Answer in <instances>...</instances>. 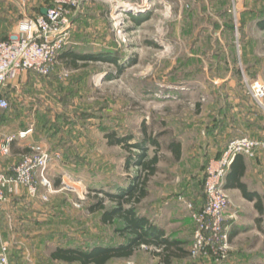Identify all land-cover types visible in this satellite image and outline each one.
<instances>
[{
  "label": "rangeland",
  "instance_id": "obj_1",
  "mask_svg": "<svg viewBox=\"0 0 264 264\" xmlns=\"http://www.w3.org/2000/svg\"><path fill=\"white\" fill-rule=\"evenodd\" d=\"M1 1L0 38L4 39L14 34L12 28L26 16L35 15L21 14L25 6L21 0L18 4ZM127 1L83 0L72 13L67 44L80 53L111 52L119 57L124 73L117 74L114 62H80L74 68L59 57L51 75L23 74L3 90L10 106L0 110V138L15 135L16 144L11 155L0 158V169L12 175V167L37 145L49 156L45 178L37 179L35 193L20 185L0 204V230H4L0 244L9 243L11 264H50L51 250L67 242L86 245L92 239L120 240L114 225L103 224L101 213L87 209L96 202V188L123 185L138 170L126 169L129 152L108 144L107 132L142 136L145 125L154 134L169 130L170 135L160 140L164 146L184 126L190 136L184 137V145L198 147L203 130H220L226 118L223 112L227 119L233 114L228 111L230 101L233 104L241 97L248 110L264 109L247 84L259 80L258 73L264 82V30L255 25V19L264 16V0H253L254 13L249 10L252 0H212L211 9L207 0H131L135 8ZM226 9L225 16L216 14ZM143 13L152 17L136 24L131 15ZM226 80L232 82V89ZM197 103L202 104L200 111ZM207 108L213 112L208 125ZM28 129L32 132L22 137L21 132ZM155 150L151 148L149 154ZM159 154L160 169L149 181L141 213L153 219L154 204L163 193L168 199L177 194L182 197L190 215L188 204L200 210L188 199L186 188L192 181L188 165L165 147ZM196 171L191 189L200 198L206 163ZM99 197L105 198L103 193ZM229 198L227 219L247 231L231 242L226 257L204 260L187 254L174 264H264V232L257 221L264 225V216L250 204ZM105 204L114 205L109 200ZM23 246V255L18 256ZM189 248L190 242L188 252ZM115 262L159 264V257L142 247L130 258Z\"/></svg>",
  "mask_w": 264,
  "mask_h": 264
},
{
  "label": "built area",
  "instance_id": "obj_2",
  "mask_svg": "<svg viewBox=\"0 0 264 264\" xmlns=\"http://www.w3.org/2000/svg\"><path fill=\"white\" fill-rule=\"evenodd\" d=\"M82 1L52 0L46 14L26 16L12 36L0 39V110L10 106L3 90L11 81L23 74L48 76L56 70L59 55L68 44L72 13L80 7ZM247 84L253 98L264 108V82L256 80ZM30 132L32 129L21 132V136L25 137ZM15 138V135L0 138V158L11 155ZM263 145L261 140L249 136L235 137L229 140L219 156L208 162L204 183L206 201L200 210L188 204L195 224L191 257H226L231 241L227 221L230 198L225 188V179L239 155L255 156ZM31 154L37 155L33 158ZM48 161L49 156L43 151L42 145H37L24 155L19 164L12 167V175L0 169V204L6 202L20 185L27 186L35 193L37 179L45 178ZM9 248L8 242H1L0 264H11Z\"/></svg>",
  "mask_w": 264,
  "mask_h": 264
},
{
  "label": "trees",
  "instance_id": "obj_3",
  "mask_svg": "<svg viewBox=\"0 0 264 264\" xmlns=\"http://www.w3.org/2000/svg\"><path fill=\"white\" fill-rule=\"evenodd\" d=\"M50 5H52V0ZM41 13L42 12H39V14ZM151 17V13L131 15V18L136 24H141V22ZM255 25L260 29H264V16L257 17L255 19ZM113 55L114 54L111 52L80 53L66 47L60 53L59 57L67 61L74 68H79L80 62L84 65L91 61L114 62L117 64V74L120 75L124 73L125 67L120 64L119 57ZM135 61L136 60H134L133 63H136ZM41 76L45 77L47 75ZM110 77L113 76L111 75ZM196 106L197 111H200L202 104L197 103ZM142 132V136H136L135 134L121 135L116 131L106 133L108 144L121 146L129 152L125 161L126 169L130 170L132 167H136L138 170L135 174H131L123 185L116 183L111 190L96 188V191H98L95 194L96 196H94L96 197V202L87 207L90 213H101L100 220L103 224L114 225V231L120 236V240L108 241L103 239H92V241L86 245L73 244L71 242L59 244L50 252V258L52 260L64 261L67 263L78 262L80 264H107L113 259L130 258L137 250L144 246L151 250L155 256L159 257V264H174L176 258H183L187 256V254L191 256L192 243L188 252L184 246L186 242L174 238L172 235H167L165 230L152 222L147 214L141 213V203L149 195V181L160 169L159 163L161 161V156L159 150L165 147L166 150L173 153L176 160H179L182 156L181 141L177 136L172 135L163 146V143L160 141L161 137L165 134L170 135L169 130L154 134L150 132L145 125ZM15 144L14 141L12 144L13 148ZM151 148L156 149L152 155L149 154ZM222 151L217 154L216 157L219 156ZM239 159L240 156L235 159L231 169L238 163ZM233 177L235 176L233 175ZM233 184L242 190L245 197L249 199L257 197L256 192H251L246 189V185L240 180V175ZM56 185H59L58 180ZM227 185L226 183L225 188ZM99 193H103L105 198H100ZM106 200L112 201L114 205L110 207L107 206L105 204ZM205 201L206 193L204 189L202 203L196 204L193 202V204L196 208H199L204 205ZM256 206L259 210H263L260 199H258ZM237 233L238 231L236 229L230 232L231 242ZM201 258L204 260L208 259L205 257Z\"/></svg>",
  "mask_w": 264,
  "mask_h": 264
},
{
  "label": "crops",
  "instance_id": "obj_4",
  "mask_svg": "<svg viewBox=\"0 0 264 264\" xmlns=\"http://www.w3.org/2000/svg\"><path fill=\"white\" fill-rule=\"evenodd\" d=\"M17 4L20 3L18 0H14ZM23 5H25L22 10L21 14L28 13L30 15H38L39 12H42V9L47 8L51 0H21ZM134 1V0H132ZM131 0H128L125 2L126 4H130L133 6ZM209 1L212 2V0H207L208 5H210ZM257 1V0H256ZM2 1L0 0V3ZM252 4L249 8L251 12H256L257 10H254V1H251ZM258 2L255 3V8L257 7ZM208 6L207 8H209ZM211 9V7H210ZM228 11V9L220 12H216L217 15L220 17L225 16ZM209 15H211L210 12H208ZM27 14V15H28ZM42 14V13H41ZM16 26V25H15ZM12 28V33L15 32L16 27ZM254 26V25H253ZM257 27V26H256ZM259 30L260 29L257 27ZM252 38L254 36L250 35ZM3 39V38H0ZM221 40V36H220ZM31 75V74H30ZM257 76V75H256ZM260 73H258V77L256 79L260 80ZM225 85L227 88H231L232 82L229 80H226ZM234 87V86H233ZM232 89V88H231ZM229 100L233 99V96L230 94L227 97ZM241 97L237 98L236 102L234 101L232 104V101H230L229 106V112L233 113L230 114L229 119H227V116L224 120L223 117V124L222 128L220 130H210L205 129L202 131V138L205 141L203 144V140L200 141V144L198 147H190L191 145H184V137L189 136V129L185 128L184 126H180L179 133L175 134V136L180 137L181 144H182V156L181 159L177 160L179 162L185 161V163L188 165V168L191 170L192 175L190 178L192 181L187 184V193L189 196V200H192L196 204L202 203L203 197H198V194L195 193V191H192V183L197 177L198 172L196 171L199 168H202L203 165L210 159L216 157L217 154H219L227 145L229 140L235 137L240 136H249L251 138H255L258 140H261L264 142V109L257 107L256 110L252 108V110H248V106L245 104V102H240ZM253 102V101H252ZM256 104L255 102H253ZM250 107V106H249ZM207 125L209 122V119L211 118V115L213 112H210L207 108ZM223 111V110H222ZM228 120V121H227ZM230 122V125L228 124ZM190 127V126H188ZM2 128V125H0V129ZM204 132V133H203ZM190 137V136H189ZM195 147V148H194ZM171 152V151H170ZM174 156V155H173ZM240 159L238 160V163L234 165L232 169H230V172L227 174L225 179V184L227 183L226 190L231 196V198L237 203L239 201L240 203H248L251 205V207L254 209V211L257 214H260L264 216V145L260 147L257 150V153L255 156H246V155H239ZM175 158V157H174ZM2 165L1 167H3ZM5 169H8L9 167L4 166ZM3 167V169H4ZM243 171V172H242ZM242 173V174H241ZM189 174V172H188ZM233 175L235 177H233ZM240 175V180L246 185V189L251 192H256L257 197H254L253 199H249L245 197L242 190L238 187H236L233 183L236 182V179ZM180 194V193H179ZM260 199L262 203L263 210H259L256 206V203ZM182 197H180L178 194L175 195L172 198H169L165 196V193H163V196L157 201L156 204H154L155 209L152 210V213L155 214L154 218H150L149 214L145 212V214L148 215L150 220L163 228L167 235H172L174 238H178L185 243V247L188 245V242H190V246L193 240V233H194V222L192 221L190 210L186 208V205H184L182 201ZM142 204V203H141ZM231 207V205H230ZM189 213V214H188ZM229 214V213H228ZM253 219L255 218L252 216ZM229 225H230V232L232 230L236 229L238 233L235 235L233 240L240 235L242 232L247 231V228L242 227L241 225H238V223L232 224L227 219ZM257 221L260 223V229L264 232V225L262 224V220H259L257 218ZM4 230H0V233ZM191 239V241H189ZM232 240V241H233ZM23 249H25V246H23L21 249L19 248V251L17 253L18 256H22ZM25 253V252H24ZM117 259H113L109 261L107 264H116ZM121 260V259H120ZM50 264H80L78 262L75 263H67L64 261L59 260H52L49 258ZM19 264V262H18Z\"/></svg>",
  "mask_w": 264,
  "mask_h": 264
},
{
  "label": "water",
  "instance_id": "obj_5",
  "mask_svg": "<svg viewBox=\"0 0 264 264\" xmlns=\"http://www.w3.org/2000/svg\"><path fill=\"white\" fill-rule=\"evenodd\" d=\"M47 10H48L47 8L42 9V13L43 14H46L47 13Z\"/></svg>",
  "mask_w": 264,
  "mask_h": 264
}]
</instances>
